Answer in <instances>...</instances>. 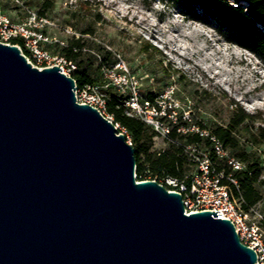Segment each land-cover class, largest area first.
<instances>
[{
    "label": "water",
    "instance_id": "1",
    "mask_svg": "<svg viewBox=\"0 0 264 264\" xmlns=\"http://www.w3.org/2000/svg\"><path fill=\"white\" fill-rule=\"evenodd\" d=\"M75 88L0 41V264H257L220 210L138 179L133 144Z\"/></svg>",
    "mask_w": 264,
    "mask_h": 264
},
{
    "label": "rangeland",
    "instance_id": "2",
    "mask_svg": "<svg viewBox=\"0 0 264 264\" xmlns=\"http://www.w3.org/2000/svg\"><path fill=\"white\" fill-rule=\"evenodd\" d=\"M44 1L0 0V10L14 20L26 17L27 8L43 10L52 22L48 33L64 40L60 42L63 46L74 35L105 46L112 51V59L123 58L139 78L146 96L165 98L173 90L183 123H199L211 132L218 125L228 126L234 118H242L243 126L264 124V60L230 41L209 18L194 17L166 0H47L46 7ZM79 1L88 2L89 14L79 8ZM89 28L94 32L84 34ZM86 49L90 52V72L99 77L95 69L101 62V52ZM116 92L124 95L111 88L109 97ZM171 140L156 136L151 152L170 149ZM174 140L172 143L179 145ZM207 143L204 138L201 146L209 147ZM246 148L251 150L252 146ZM228 150L234 155L238 152ZM262 150L264 144L259 146V152ZM145 161L142 155L140 163ZM184 166L186 175L196 169L189 159ZM262 190L264 193V184ZM254 206L264 214V197Z\"/></svg>",
    "mask_w": 264,
    "mask_h": 264
},
{
    "label": "built area",
    "instance_id": "3",
    "mask_svg": "<svg viewBox=\"0 0 264 264\" xmlns=\"http://www.w3.org/2000/svg\"><path fill=\"white\" fill-rule=\"evenodd\" d=\"M50 24L52 22L47 16L30 8H27L26 17L20 20H14L0 10V41L18 45L33 66L41 69L58 65L65 74L71 75L76 64L52 53L46 47L52 42L64 43L50 36L47 31ZM16 39L20 40L19 43H16ZM99 58L102 60L100 55ZM111 88L123 92L128 114L151 125L158 132V136L172 139L173 131L180 134H199L210 140L213 151L219 157L226 158L234 170H241L245 167L242 161L230 154L224 142L214 132L199 123L181 122L175 101H173V90L168 92L165 98L146 96L141 89L139 78L123 58L117 56L113 64L104 66L102 82L87 84L83 87L78 86L76 82L75 94L78 102L96 107L102 115L113 121L118 132L126 135L128 143L132 144L129 131L120 123L115 122L114 116L108 110V92ZM182 146L188 159L196 166L194 172L183 177L167 175L159 179L158 174H154L146 166V179L157 180L169 190L182 193L187 214L200 210H215V212L220 210L222 214L216 217L232 220L242 242L256 250L257 264H264V214L255 206L244 207V201L235 196L232 187L234 185L237 190L240 189L238 179L232 173L216 168L209 148H203L198 143ZM225 180H229L233 185L224 183Z\"/></svg>",
    "mask_w": 264,
    "mask_h": 264
},
{
    "label": "trees",
    "instance_id": "4",
    "mask_svg": "<svg viewBox=\"0 0 264 264\" xmlns=\"http://www.w3.org/2000/svg\"><path fill=\"white\" fill-rule=\"evenodd\" d=\"M51 2L53 0H50ZM167 2L177 6L180 10L191 13L195 17L204 16L214 22L220 32L226 34V37L241 46L255 52L264 60V0H166ZM235 3L236 5H234ZM246 3V5H245ZM47 0L43 2L46 7ZM79 8L88 10L90 7L87 1H79ZM201 12L198 13L197 11ZM39 14L45 15L43 10ZM92 28L84 30V34H92ZM19 43V39L15 40ZM64 41V40H62ZM59 47L61 50L58 51ZM46 47L54 54L64 57L66 60L76 64V68L71 72L78 86L83 87L87 84L100 83L103 80V68L106 64H113L116 60L111 58L112 51L105 46L94 41L91 38L73 36L70 42L63 46L60 42H52ZM55 47V49H54ZM89 49H96L101 52L102 60L95 69L99 77L94 76L90 72V66L87 58L90 55ZM157 49V48H155ZM94 57V56H93ZM101 69V70H100ZM152 98V97H151ZM108 110L114 116V121L127 128L131 135L132 144L135 147L137 159V178L146 179L145 169L148 166L154 174L161 176L183 177L185 173V163L188 156L184 152L183 144L198 143L201 144L203 137L199 134H180L173 131L171 138L175 139L178 144L172 143L171 148L164 151L151 152L154 138L158 136V132L142 119L128 114L125 106L124 97L117 92L109 97ZM243 119H232L228 126L218 125L213 131L228 149H234L238 152H230L231 155L245 164L241 170H234L228 163L226 158L219 157L212 149L211 142L207 139L209 148L212 152V158L216 168L226 173H232L240 183V189L233 185L234 194L237 198L244 201V207L254 206L263 197L262 186L264 180L260 181V177L264 172V150L259 152V146L264 144V124L254 126H243ZM245 142H241V139ZM174 142V141H173ZM252 146L251 150H247L246 146ZM146 156V164H141V156Z\"/></svg>",
    "mask_w": 264,
    "mask_h": 264
}]
</instances>
